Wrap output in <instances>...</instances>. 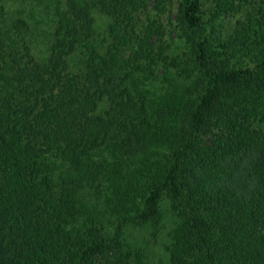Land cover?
Returning <instances> with one entry per match:
<instances>
[{
    "label": "trees",
    "instance_id": "obj_1",
    "mask_svg": "<svg viewBox=\"0 0 264 264\" xmlns=\"http://www.w3.org/2000/svg\"><path fill=\"white\" fill-rule=\"evenodd\" d=\"M4 1L0 264H146L125 228L156 236L164 205L171 264H264V1L225 39L235 0H211L207 20L202 0H54L45 61ZM84 191L110 197L114 231Z\"/></svg>",
    "mask_w": 264,
    "mask_h": 264
},
{
    "label": "rangeland",
    "instance_id": "obj_2",
    "mask_svg": "<svg viewBox=\"0 0 264 264\" xmlns=\"http://www.w3.org/2000/svg\"><path fill=\"white\" fill-rule=\"evenodd\" d=\"M264 0H235L237 10L225 13L219 20V26L223 37L227 39L236 30L239 23L247 19L248 15L257 14L258 7ZM54 0H5L6 9L15 17L24 18L30 25V45L37 60L45 61L49 56L50 45L54 38L55 18L52 14ZM211 0H202V15L205 20L210 16L212 8ZM178 7V5H177ZM177 7L170 15L175 19ZM236 8V7H235ZM96 28L98 33V43L104 47L108 44V28L111 19L101 13H95ZM167 39L170 42L173 51L180 47L181 38L176 28L167 29ZM79 55L75 54L69 58L71 70H76L79 66ZM148 88L151 90V97L155 100L163 93L167 92L168 84L160 78L148 82ZM85 198L92 213H100V220L108 231H114L119 223L115 221V214L110 209V200L104 196H95L91 191H84ZM99 199V200H98ZM105 203L109 209L105 207ZM164 221L159 233L153 235V229L150 225L134 226L129 225L125 228V239L131 246L139 249L145 258L146 264H171L167 245L169 236L174 229L173 221L170 219V213L167 205H164ZM102 210L103 213L100 211ZM264 233V227H263Z\"/></svg>",
    "mask_w": 264,
    "mask_h": 264
}]
</instances>
